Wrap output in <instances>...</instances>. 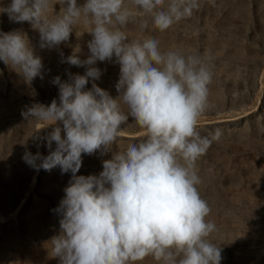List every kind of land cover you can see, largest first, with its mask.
I'll use <instances>...</instances> for the list:
<instances>
[{
    "label": "clouds",
    "instance_id": "obj_1",
    "mask_svg": "<svg viewBox=\"0 0 264 264\" xmlns=\"http://www.w3.org/2000/svg\"><path fill=\"white\" fill-rule=\"evenodd\" d=\"M215 6V0H208ZM11 0L0 13L12 22H29L40 47L54 48L69 40L74 26H90L89 55L66 62L86 67L83 75L53 84L59 102L33 104L21 116L54 125L43 137L56 148L46 157L25 151L22 159L39 171L59 167L71 172L64 197L54 211L60 232L51 252L60 264H137L152 257L158 264H220L221 250L208 238L217 230L207 219L211 207L198 189L197 161L219 142L223 130L202 135L197 125L212 104L211 56L162 52L154 37L130 39L123 30L139 10L160 32L199 10L200 0ZM149 28L140 19L139 30ZM118 63V96L100 88L97 62ZM0 61L31 82L42 77V59L22 31L0 32ZM91 88L86 90V85ZM126 106L127 111L124 110ZM129 117L146 131V139L112 152L98 175H77L82 154L112 151ZM62 125V126H61ZM46 128V127H45ZM63 133V135H62ZM40 139L39 133L35 134Z\"/></svg>",
    "mask_w": 264,
    "mask_h": 264
},
{
    "label": "rangeland",
    "instance_id": "obj_2",
    "mask_svg": "<svg viewBox=\"0 0 264 264\" xmlns=\"http://www.w3.org/2000/svg\"><path fill=\"white\" fill-rule=\"evenodd\" d=\"M84 2L77 0L78 5ZM10 3L0 0V7ZM52 3L50 14L54 15L61 5L57 0ZM136 11L134 20L123 29L130 39L154 37L162 52L180 50L185 55L212 57V107L199 118L197 128L202 135L221 128L223 135L196 164L199 192L211 207L207 219L217 226L208 239L221 250L220 264H264V0H215V6L200 0L199 10L164 32ZM140 19L149 20L143 32ZM89 28L79 23L68 41L42 49L39 33L29 22H12L0 13V32L22 31L43 64V78L27 82L0 61V264H60L50 243L60 232L61 215L54 209L72 174L62 173L58 166L37 171L25 163V151L46 157L56 144L49 149L43 139L54 125L27 121L21 112L36 103L59 102V88L52 82L55 77L69 81L70 76L85 73L86 67L72 65L66 58L74 54L81 60L87 58V43L92 39ZM114 61L97 62L102 75L95 83L116 98L120 66ZM121 127L112 151L82 154L77 175H98L102 161L110 159L112 152L146 139V131L131 117ZM37 132L40 139L35 138ZM137 264L158 262L146 257Z\"/></svg>",
    "mask_w": 264,
    "mask_h": 264
}]
</instances>
